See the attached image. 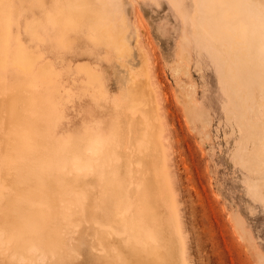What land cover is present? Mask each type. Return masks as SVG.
Segmentation results:
<instances>
[{"label": "bare ground", "instance_id": "bare-ground-1", "mask_svg": "<svg viewBox=\"0 0 264 264\" xmlns=\"http://www.w3.org/2000/svg\"><path fill=\"white\" fill-rule=\"evenodd\" d=\"M200 8L211 46L264 66V0H200ZM81 34L104 56L113 45L120 93L110 98L104 73L80 64L94 109L77 134L62 136L74 95L64 76H79L52 56ZM25 36L44 55L27 49ZM133 59L125 33L91 0H0V264H194L159 92ZM236 92L264 154V116L253 124L246 95ZM240 160L264 170L244 151ZM251 189L264 196V180Z\"/></svg>", "mask_w": 264, "mask_h": 264}, {"label": "rangeland", "instance_id": "rangeland-1", "mask_svg": "<svg viewBox=\"0 0 264 264\" xmlns=\"http://www.w3.org/2000/svg\"><path fill=\"white\" fill-rule=\"evenodd\" d=\"M12 1L18 6L36 4V0ZM91 1L113 29L125 33L136 68L146 65L158 89L160 119L173 150L194 264H264V196L251 189L254 180H264V170L251 169L240 160V153L263 160L264 154L257 152L254 130L245 123L235 99L236 90L246 95L253 124L264 116L263 64L241 55L231 58L224 49L211 46L200 26V0ZM22 39L33 52L47 51L38 49L29 37ZM69 40L68 47H56L61 58L52 56L62 59V71H78L79 76H64L63 84L74 95L66 108L67 124L59 131L62 136L77 134L82 119L91 117L89 110L94 109L83 88L80 64L90 63L104 73L110 98L120 93L113 45H107L104 56L101 44H91L84 34ZM220 52L227 56V66ZM94 113L100 116L96 109ZM64 244L71 240L66 237Z\"/></svg>", "mask_w": 264, "mask_h": 264}]
</instances>
